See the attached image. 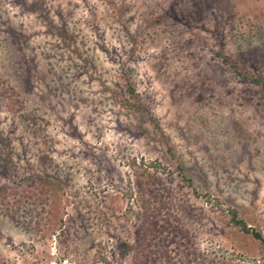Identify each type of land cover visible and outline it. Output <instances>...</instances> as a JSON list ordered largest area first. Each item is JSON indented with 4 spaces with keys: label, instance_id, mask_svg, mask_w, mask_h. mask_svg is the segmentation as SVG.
Instances as JSON below:
<instances>
[{
    "label": "rangeland",
    "instance_id": "obj_1",
    "mask_svg": "<svg viewBox=\"0 0 264 264\" xmlns=\"http://www.w3.org/2000/svg\"><path fill=\"white\" fill-rule=\"evenodd\" d=\"M0 188V264H264V0H0Z\"/></svg>",
    "mask_w": 264,
    "mask_h": 264
},
{
    "label": "trees",
    "instance_id": "obj_2",
    "mask_svg": "<svg viewBox=\"0 0 264 264\" xmlns=\"http://www.w3.org/2000/svg\"><path fill=\"white\" fill-rule=\"evenodd\" d=\"M224 60L227 63V66L230 69V71L233 72L237 77H239V78H241L247 82H250V83H255V84H261L262 83L261 78L256 77L254 74H252L250 72H246V71L241 70L239 68V66L237 64L233 63L232 61H230L227 56L224 57ZM127 90H128L127 92L129 94H131L132 90L130 88H127ZM188 184L190 185L189 181H188ZM2 189L3 188H0V191H2ZM193 192L195 194H197L195 189H193ZM21 193H22V195L27 194V192L25 190H23ZM0 196H1V193H0ZM136 203L138 206V214L137 215L139 216V218H138L139 220L141 218L142 213H144V215H145V214H149L150 212H152L154 210L150 199L148 197H145V195H143L142 193L137 194ZM220 209H221L220 211H222V213L227 216L226 224L228 226H233L236 229H238L240 232L247 234V235H250L254 240H256L259 243V245L261 247L264 248V236H263V234L259 230H256L253 227L249 226L246 223V221L239 215V212L236 208L226 207V208H220ZM158 213H159V210H157V214ZM148 223L149 222L146 223V220H145V222L142 223L145 225H143L142 228L139 227V231L136 234L135 242H133V245L131 246V250L133 251V254H134V251H136V255L141 256V258H142V256H146V258L137 259V263L142 261V262H145V264H147L146 263L147 257L149 255H151V250L153 249V248H151L150 240H149V237H147L146 232L149 229L152 231L153 228H155V231H156L157 228L159 227V225H157L158 223L156 222V220H154L152 223L147 225ZM196 260H197V258H196ZM234 260H238V263H236V262L234 263ZM254 261H257V260H254ZM239 262H240L239 258H236L233 260H230L226 257H219V258L213 259V264H239ZM243 264H255V263H253L250 260H247V262L245 261Z\"/></svg>",
    "mask_w": 264,
    "mask_h": 264
}]
</instances>
